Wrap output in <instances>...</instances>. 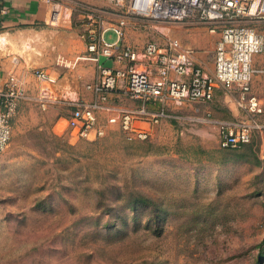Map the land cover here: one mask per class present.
I'll return each mask as SVG.
<instances>
[{
	"label": "rangeland",
	"instance_id": "374dc122",
	"mask_svg": "<svg viewBox=\"0 0 264 264\" xmlns=\"http://www.w3.org/2000/svg\"><path fill=\"white\" fill-rule=\"evenodd\" d=\"M130 23L131 47L175 38L215 74L219 30ZM251 26L264 34V18ZM253 68L264 106V53ZM65 103L19 109L0 153V264H264V127L242 147L220 144L217 121L251 119L237 86L218 83L210 102H170L176 118L148 127L147 139L119 125L89 139L55 131Z\"/></svg>",
	"mask_w": 264,
	"mask_h": 264
},
{
	"label": "built area",
	"instance_id": "2783aa9c",
	"mask_svg": "<svg viewBox=\"0 0 264 264\" xmlns=\"http://www.w3.org/2000/svg\"><path fill=\"white\" fill-rule=\"evenodd\" d=\"M113 7L123 10L118 20L108 22L102 11L86 10V27L82 37L87 53L79 59L96 62L112 59L119 67L101 64L95 83L90 84L94 97L83 101L59 89L58 77L45 69H36L39 83L35 103L46 110L60 101L70 103L68 118L71 136L78 138L101 137L106 128L99 123L100 112L108 113L107 121L119 125L126 133L139 139H147L148 127L176 116L170 113L168 104H195L210 102L215 97L217 84L227 89L237 86L240 105L251 119L219 120L220 144L238 148L252 142L254 134L264 127L260 117L264 106L260 99L250 94L253 79V60L264 53V34L251 26L256 19L264 18V0H111ZM0 1V16L6 14ZM74 10L55 2L48 25L54 28L67 24ZM129 19L161 20L169 23L192 22L204 24L220 39L215 48V74L200 66L192 48H185L178 39L169 38L166 44L147 43L143 49L121 46ZM113 31L115 40L105 38ZM63 63H65L63 61ZM123 82L129 98L138 101L135 108L117 107L110 102V94ZM25 90L15 76H10L0 89V153L6 149L12 137L13 121L20 105L27 100ZM150 103L159 107L152 109Z\"/></svg>",
	"mask_w": 264,
	"mask_h": 264
},
{
	"label": "crops",
	"instance_id": "0c3cea01",
	"mask_svg": "<svg viewBox=\"0 0 264 264\" xmlns=\"http://www.w3.org/2000/svg\"><path fill=\"white\" fill-rule=\"evenodd\" d=\"M0 1L7 11L0 16V89L5 87L10 76H15L28 96V99L20 105V109H27L29 105L35 103L34 98L39 90V83L34 74L36 69H45L52 75L63 74L61 81L64 90L72 97H79L89 102L93 99L94 93L87 86L95 83L99 66L101 64L112 67L121 65L112 59H103L98 62L79 59L87 53V44L82 37L83 30L89 27L86 23L85 11H102L106 14L105 18L114 23L118 20L120 13L113 7L111 0ZM55 2L63 3L79 13L75 23L71 22L70 25L59 28L48 25ZM130 22L131 19L125 28L121 46L131 45L128 41V37L132 35ZM196 61L200 64L198 56ZM250 94L255 95L251 90ZM110 102L124 108H135L139 104L138 101L128 97L123 82L118 83L116 89L110 94ZM64 105L69 108L65 109ZM56 109L60 115L55 122V131L68 132V118L72 111L70 103L59 105ZM107 117V112H100L99 123L106 129L112 125L108 123Z\"/></svg>",
	"mask_w": 264,
	"mask_h": 264
},
{
	"label": "trees",
	"instance_id": "16d2710c",
	"mask_svg": "<svg viewBox=\"0 0 264 264\" xmlns=\"http://www.w3.org/2000/svg\"><path fill=\"white\" fill-rule=\"evenodd\" d=\"M153 105H156V106L159 107V105L157 103H150L149 107L152 108V109H156V107H154Z\"/></svg>",
	"mask_w": 264,
	"mask_h": 264
}]
</instances>
